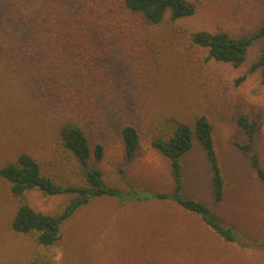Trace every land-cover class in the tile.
I'll use <instances>...</instances> for the list:
<instances>
[{"label":"rangeland","instance_id":"374dc122","mask_svg":"<svg viewBox=\"0 0 264 264\" xmlns=\"http://www.w3.org/2000/svg\"><path fill=\"white\" fill-rule=\"evenodd\" d=\"M190 1L196 7L191 17L170 21L166 15L157 25L134 18L132 33L115 46H98L73 62L81 73L73 77L78 84H99L83 92L69 80L59 85L60 76L51 70L59 57L50 47L23 49L26 15L40 0H0V166L27 154L55 183L85 185L83 167L58 137L60 126L72 121L90 148L103 147V157H92L89 165L119 194L91 199L61 224L54 244L42 246L35 235L10 228L18 199L0 178V264H264V185L249 154L240 150L247 135L237 123L246 115L257 124L250 154L264 168V83L259 69L250 72L264 52V37L253 42L239 67L207 59V50L189 40L195 31L234 37L255 32L264 25V0ZM110 3L112 20L125 16L119 0ZM197 115L212 126L224 194L215 202L205 153L194 136L180 160L179 196L208 206L233 241L174 201L169 161L150 145L153 137L171 135L178 123L193 130ZM126 124L139 136L131 160L120 135ZM72 197L37 189L25 194L33 209L50 215Z\"/></svg>","mask_w":264,"mask_h":264},{"label":"trees","instance_id":"16d2710c","mask_svg":"<svg viewBox=\"0 0 264 264\" xmlns=\"http://www.w3.org/2000/svg\"><path fill=\"white\" fill-rule=\"evenodd\" d=\"M121 18L112 20L109 11L110 0H40L39 5L26 15L28 29L23 49L38 50L50 47L54 55L55 72L59 77V85L69 86L77 90L94 89L99 84L86 82L78 84L73 77L81 74L73 62L80 61L96 51L99 47L115 46L121 36L133 31L131 22L138 18L144 25H157L167 15L170 21L191 17L196 10L190 0H119ZM189 40L194 47L207 50V59L229 63L234 67L241 66L253 42L264 37V25L255 32L234 37L226 32L209 33L207 31L190 32ZM21 43V41H20ZM34 49L33 51H37ZM28 51V50H27ZM63 57H68V63ZM62 59V60H60ZM259 69L264 83V52L250 66V72ZM40 79V78H39ZM241 76L239 80H243ZM73 82V83H71ZM247 135V143L239 146L240 150L249 154V162L256 176L264 185V168L258 157L250 154V144L258 130L255 122H250L246 115L237 120ZM124 145L126 160L134 158L139 136L134 126L126 124L120 131ZM200 142L209 166L210 178L215 202H219L224 194V183L218 164L216 149L212 137V126L204 115L193 119V130L186 124L178 123L167 138L153 137L150 145L160 155L167 158L171 176L174 181V201L184 210L197 214L202 221L221 238L233 241L230 229L221 226L208 206L196 199L183 198L181 188V158L187 153L193 137ZM58 137L63 148L71 153L83 167L85 185L55 183L44 175L39 164L27 154H19L15 160L0 166V178L10 186L11 194L18 199V207L10 220V228L21 234L35 235L42 246L54 244L60 237L61 224L70 218L79 208L93 198L116 197L118 192L106 186L101 171L89 165L93 157H103V147L96 144L90 148L87 136L82 127L72 121L64 122L58 129ZM37 189L46 195H72L67 205L57 215L44 214L33 209L25 200L26 192ZM156 199H166L163 194H156Z\"/></svg>","mask_w":264,"mask_h":264}]
</instances>
